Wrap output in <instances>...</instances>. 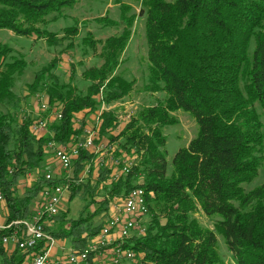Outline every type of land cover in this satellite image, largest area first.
<instances>
[{
    "label": "trees",
    "instance_id": "16d2710c",
    "mask_svg": "<svg viewBox=\"0 0 264 264\" xmlns=\"http://www.w3.org/2000/svg\"><path fill=\"white\" fill-rule=\"evenodd\" d=\"M77 2L0 0V28L45 36L47 44L55 46L56 33L38 26L56 20ZM119 8L121 32L101 43V64L81 74L90 82L85 94L55 75L52 62L35 73L28 94L19 96L13 88L25 61L0 44V188L6 221L29 217L43 187L62 182L39 176L19 193L22 179L42 168L50 134L56 143L68 146L82 141L84 129L90 127L96 144L116 143L115 153L133 154L137 164L128 175L113 180L110 166H93L94 152L79 147L72 161L74 177L80 179L87 165L90 173L72 186L69 200L86 203L75 218L67 209L48 220L52 224L45 225L46 230L56 240L84 249L98 235L112 204L140 187L151 219L145 234L129 242L138 264H228L219 238L233 264H264V181L250 190L243 186L264 162V0H141L149 65L143 90L159 92L163 99L142 108L120 131L115 109L109 107L122 103L133 88L134 81L116 69L135 16L128 14V5ZM76 31V26L64 28L59 40ZM84 39L92 50L101 42ZM41 91L51 108L62 107V118L50 123L49 133L31 129L34 117L19 120L24 98ZM102 105L107 109L101 110ZM177 111L192 116L197 131L169 166L162 129L178 123ZM197 214L212 227L203 225ZM98 215L103 217L95 223ZM4 234L0 231V264H26L34 251L3 245ZM40 247L42 243L35 251ZM88 264L110 263L91 254Z\"/></svg>",
    "mask_w": 264,
    "mask_h": 264
},
{
    "label": "rangeland",
    "instance_id": "374dc122",
    "mask_svg": "<svg viewBox=\"0 0 264 264\" xmlns=\"http://www.w3.org/2000/svg\"><path fill=\"white\" fill-rule=\"evenodd\" d=\"M120 4L128 5V14L135 16L131 28V37L127 43L124 53L120 57L119 66L116 73L123 75L126 79L133 80V88L130 94L123 100L109 108L115 109L117 122L120 125L119 131L124 125L144 107L154 105L158 100L163 99L161 93H148L144 91V86L148 83V58H147V42L144 30L145 14L141 12V0H78L77 4L72 8H64L60 16L53 21H49L45 26H38L45 28L48 31L55 32V38L59 41L55 46H49L45 36L36 35L30 37L18 35L14 32L0 28V44H5L12 49L14 55H22L25 66L23 73L16 76L14 83V92L19 96H26L27 86L33 81L34 75L42 67L54 62L53 73L60 77L64 82L72 81V85L76 90L85 94L90 85L88 80L82 78L83 70L101 64V59L98 57L101 43L109 36L119 34L123 28L120 21ZM52 16H48L50 20ZM100 18H105V22L98 21ZM108 20V21H106ZM76 26L77 31L73 36H64V28ZM93 38L94 40H101L96 45V49L92 50L87 46L83 40L84 38ZM86 39V40H87ZM40 93V92H38ZM41 93H44L41 91ZM33 96H27L24 99L23 111H29V116L33 117L38 108L36 99ZM2 110H6L1 107ZM108 108V109H109ZM174 115L178 118V123L174 126H166L162 129V133L167 137L165 144L166 158L168 165L178 151V149L186 146L188 142L195 136L197 125L192 116L183 111H177ZM116 130V133H118ZM96 136V134H95ZM105 144L108 143L106 140ZM47 159L44 160L43 165H47ZM42 169V168H41ZM44 170H53L54 166L46 167ZM92 174H96L93 171ZM40 175V174H39ZM25 176L21 182V189L25 182ZM141 181V180H140ZM264 181V162L259 168L258 175L248 184H244L245 190H250L253 187L260 185ZM32 180L27 182L31 184ZM86 202L78 198L68 201L63 199L61 203V214L68 209V216L75 218L78 216L79 210ZM105 215L104 217H106ZM103 217L98 215L94 218V222L98 223ZM197 217L203 225L212 227L211 222L202 214H197ZM151 217L147 216L143 220L145 224H149ZM138 238V237H137ZM134 237L125 240L130 242ZM219 250L224 260L228 264H233L232 254L227 249L223 240L219 238ZM139 261L124 262L123 264H138Z\"/></svg>",
    "mask_w": 264,
    "mask_h": 264
},
{
    "label": "built area",
    "instance_id": "2783aa9c",
    "mask_svg": "<svg viewBox=\"0 0 264 264\" xmlns=\"http://www.w3.org/2000/svg\"><path fill=\"white\" fill-rule=\"evenodd\" d=\"M35 99L38 108L35 112L31 129L36 133L48 132V126L54 119L62 118V107H50L46 93H36ZM107 109L102 105L101 110ZM20 111L19 120L29 116V111ZM51 140L47 142L48 152L51 153L59 168L58 170H34L26 177L31 180L44 176L46 180L60 179L62 182L56 185H45L33 202L34 210L27 218L16 219L0 224V231H6L2 236L3 245H12L21 250H33L30 255L31 264H51V250L56 245V239L46 230L45 221L52 219L60 213L62 200L65 194H70L73 185L83 180V176L90 173L89 165L86 166L80 179H75L73 171V158L79 153V147L91 149L95 154L93 166L113 169L112 179L128 175L133 166L137 164L136 156L133 154L117 155L116 143H95V129L87 127L84 129L82 141L73 142L68 146L56 143L50 134ZM13 169L9 170L12 173ZM40 174V175H39ZM5 197L0 188V203ZM149 205L143 188L137 187L130 190L122 201L113 203L111 209L104 219L98 235L91 239L87 246L75 249L73 246L63 248L62 256L55 260V264H88L89 256L93 254L97 259H105L110 264H123L131 262L135 258V252L129 242V238H137L145 234L147 229L145 217H149ZM9 231V232H8ZM42 243L39 251H35Z\"/></svg>",
    "mask_w": 264,
    "mask_h": 264
},
{
    "label": "crops",
    "instance_id": "0c3cea01",
    "mask_svg": "<svg viewBox=\"0 0 264 264\" xmlns=\"http://www.w3.org/2000/svg\"><path fill=\"white\" fill-rule=\"evenodd\" d=\"M95 119H97V117L95 118ZM46 158H48L47 159V165L46 166H42V168H46V167H51V166H54V169L55 170H58V168H59V166H58V164H57V162H56V160H55V158H54V156L51 154V153H49L48 155H47V157ZM46 158H45V160H46ZM95 170H96V168H95ZM83 177H85V176H83ZM27 182H29L30 183V179L27 177L26 179H25V182H24V184L23 185H29V184H27ZM19 193H22V190L21 191H19ZM65 197V199H67L68 201H70L69 200V194L67 193V194H65L64 195ZM101 199V198H100ZM34 207H35V204H32V206H31V211H33L34 210ZM82 208V207H81ZM91 209L93 210L94 209V207H91ZM81 210V209H80ZM80 210H79V212H80ZM32 213V212H31ZM79 214V213H78ZM103 216V215H102ZM6 217H7V208H6V205L4 204V202L3 203H0V224H3L5 221H6ZM96 218V217H95ZM52 223H50L48 220H46L45 221V225H51ZM56 245H55V247L51 250V258H50V262H51V264H55V260L59 257V256H62V254H63V248H67V247H69V246H71V244H70V241L69 240H56ZM13 247V246H12ZM29 260V264H31V258H28ZM28 261L27 262H25L26 264H28Z\"/></svg>",
    "mask_w": 264,
    "mask_h": 264
}]
</instances>
